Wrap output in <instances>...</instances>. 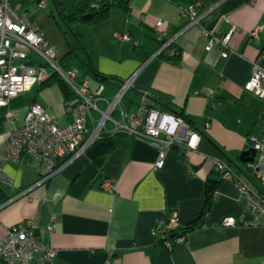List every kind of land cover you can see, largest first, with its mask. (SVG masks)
Masks as SVG:
<instances>
[{"label": "crops", "instance_id": "crops-1", "mask_svg": "<svg viewBox=\"0 0 264 264\" xmlns=\"http://www.w3.org/2000/svg\"><path fill=\"white\" fill-rule=\"evenodd\" d=\"M41 1L45 6L39 0H10L41 28L61 59L69 51L66 36L46 0ZM199 1L204 15L184 30L185 0H128V12L113 7L105 21L73 26L93 66L112 77L105 95L138 72L125 108L136 111L141 102L153 99L152 106L160 111L182 112L201 140L195 150L171 149L157 168L153 146L126 134L107 135L44 183L37 182L39 163L33 157L6 160L4 170L13 186L0 184V239L10 227L31 221L41 240L56 249L52 261L31 264H264V224L250 223L255 216L248 210V197L215 168V159L227 161L264 194V183L246 174L241 161L242 152L252 148L250 135L264 141V101L245 89L253 64L264 68V0ZM232 25L227 56L217 47L206 49L204 29L225 34ZM257 27L258 35L251 36ZM123 32L137 43L121 41L118 34ZM174 35L179 56L168 60L160 54L168 52L163 43ZM68 67L77 69L80 79L99 83L84 76L80 62L76 66L72 60ZM27 92L10 103L12 118L0 109V160L8 131L24 122L32 102H39L60 125L72 121L69 101L57 84L36 85ZM209 177L218 186L204 224L172 248L156 243L158 219L175 212L177 224L184 226L199 217ZM104 178L114 179L111 190L103 189ZM229 216L238 224L222 225ZM51 224L54 228L48 230ZM0 264L7 262L0 259Z\"/></svg>", "mask_w": 264, "mask_h": 264}, {"label": "built area", "instance_id": "built-area-1", "mask_svg": "<svg viewBox=\"0 0 264 264\" xmlns=\"http://www.w3.org/2000/svg\"><path fill=\"white\" fill-rule=\"evenodd\" d=\"M89 1L91 7L100 9L103 0ZM255 2L251 0V3ZM40 4L45 6L44 1ZM200 8V1L181 6V16L186 20L182 30L199 23L205 13ZM259 30V27L253 29L251 36H257ZM234 31V25L225 34L204 29L203 36L208 40L206 49L217 47L222 55L227 56ZM176 35L163 43V48H167L170 55L176 53L173 45ZM118 38L137 43L129 32L119 33ZM53 73L61 76L75 93V98L67 103L72 121L60 125L39 102H32L24 122L13 125L7 133L6 151L0 160V184L13 186V179L3 166L8 159L19 160L25 154L33 157L39 163L37 182L44 183L107 135L126 134L153 146L158 151L157 168L163 166L167 153L175 147L198 148L201 136L191 124L173 111L156 109L151 104L153 99L141 102L136 111L125 108L123 103L134 87L138 72L120 80L111 96L105 95L106 83L92 84L87 79H80L77 69L60 65L59 59L55 58L54 46L45 38L41 28L21 12L20 4L0 0V109L5 108V114L12 118L14 113L8 108L12 100L47 81ZM245 89L264 101V68L258 63L253 64ZM248 140L256 149V155L245 163V172L264 183V141L256 135H250ZM215 168L222 178L235 180L248 197V210L255 216L250 223L264 224V194L247 183L246 177L227 161L215 159ZM113 183V178H104L102 187L111 190ZM221 223L224 226L236 225L238 219L229 216ZM178 227L175 212L157 220L155 234L163 239L162 245L172 248L186 240L184 234L174 239L166 238L167 232ZM53 228L52 224L48 226V230ZM55 254L56 249L41 240L31 221L10 227L0 239V259L7 264L52 261Z\"/></svg>", "mask_w": 264, "mask_h": 264}, {"label": "trees", "instance_id": "trees-1", "mask_svg": "<svg viewBox=\"0 0 264 264\" xmlns=\"http://www.w3.org/2000/svg\"><path fill=\"white\" fill-rule=\"evenodd\" d=\"M40 1L41 0H39V2ZM185 1L186 4L181 6L189 5L199 0H185ZM54 3L58 12V16L63 21V23H65L69 27L70 30L73 28L75 24L78 23L94 25L107 20L109 18L110 11L113 7L121 8L122 10H125L127 12L130 11L128 0H103L100 9H95L91 7L89 0H54ZM50 14L57 21L56 15L53 12H50ZM57 23L61 28V30L63 31L64 35L66 36V30L63 29L62 25L58 21ZM74 34L77 40L79 41L81 48L86 49L83 41V37L76 32H74ZM66 39L69 45V51L61 59H59L60 65L63 67H68L70 62L74 58H78L83 68L84 76H91L92 78H94L99 82L108 83V81L112 77L98 71L93 66L91 59L89 57L86 58L80 56L78 49L73 45L71 40L67 36ZM160 56L168 60H175L179 56V49L176 48V53L173 55H170L168 52H161ZM54 84H57L61 88L65 97V101H70L75 98L74 91L71 89L68 83H66L65 80L57 73H53L47 81L41 83L40 89H43L47 86H51ZM157 97L158 98H154V99L156 102L160 103L162 97L161 96H157ZM172 111L180 116H183L187 120V122L191 124V121L182 112L175 110ZM217 172L221 176V173L219 171ZM205 185H206L205 201L199 217L187 225L180 226L174 230H170L169 232L166 233V238L174 239L175 237H178L179 235L182 234L187 236V234L191 230L198 228L204 224L205 216L210 210L213 200L215 198V194L218 186V180L209 177L207 178ZM156 243L163 244V239L158 238Z\"/></svg>", "mask_w": 264, "mask_h": 264}, {"label": "rangeland", "instance_id": "rangeland-1", "mask_svg": "<svg viewBox=\"0 0 264 264\" xmlns=\"http://www.w3.org/2000/svg\"><path fill=\"white\" fill-rule=\"evenodd\" d=\"M40 2H39V4H40ZM46 2H47V5H48V10L51 11V12H53L56 15L57 21L62 25L63 29L66 30V36L76 45V47L78 48L79 54L81 55V53L83 52L84 53L83 57H86V58L89 57L91 59V57L89 56V52L87 51V49L81 48L79 41L75 37V34H74L75 30H74V28H72L70 30L69 27L65 23H63V21L58 16V12H57V9H56L54 0H46ZM56 56H57V54H55V58H56ZM73 60H74V65H76V66L80 62V60L78 58H74ZM31 93L33 94V91L27 92L26 93V96L29 97Z\"/></svg>", "mask_w": 264, "mask_h": 264}, {"label": "water", "instance_id": "water-1", "mask_svg": "<svg viewBox=\"0 0 264 264\" xmlns=\"http://www.w3.org/2000/svg\"><path fill=\"white\" fill-rule=\"evenodd\" d=\"M255 155H256V149L254 147H252V148L242 152L241 161L244 163L252 161L253 158L255 157Z\"/></svg>", "mask_w": 264, "mask_h": 264}]
</instances>
